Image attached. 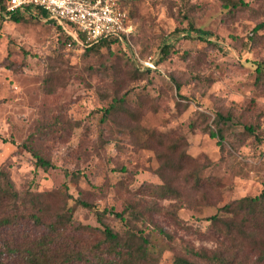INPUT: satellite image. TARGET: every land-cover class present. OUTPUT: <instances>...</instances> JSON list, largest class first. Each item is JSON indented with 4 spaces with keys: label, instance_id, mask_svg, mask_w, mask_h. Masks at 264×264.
Here are the masks:
<instances>
[{
    "label": "rangeland",
    "instance_id": "rangeland-1",
    "mask_svg": "<svg viewBox=\"0 0 264 264\" xmlns=\"http://www.w3.org/2000/svg\"><path fill=\"white\" fill-rule=\"evenodd\" d=\"M225 1L120 0L133 29L129 41L94 53L68 49L59 29L43 18L0 22V169L19 192L43 193L53 211L72 213L68 240L89 244L103 230L77 199L115 211L131 204L136 217L107 214L104 222L119 232L128 223L145 235L159 264L220 242L226 254L240 250L239 262L256 263L250 242L222 240L208 220L223 216L219 208L227 202L259 195L264 184V84L250 64L264 63V30L252 33L264 19V0H233L243 8L229 12ZM191 25L210 36L188 38ZM164 45L171 52L157 64ZM121 97L126 111L119 108L102 123L103 110ZM216 113L231 117L222 125L221 144L210 137ZM38 129L47 132L40 141ZM31 135L55 168L35 167L20 146ZM173 143L187 159L181 165L171 160L161 171L166 159L158 154ZM193 172L203 186H193ZM164 181L179 198L152 192ZM42 231L30 219L20 228H1L2 259L6 244L34 240ZM18 258L15 264H27Z\"/></svg>",
    "mask_w": 264,
    "mask_h": 264
},
{
    "label": "trees",
    "instance_id": "trees-1",
    "mask_svg": "<svg viewBox=\"0 0 264 264\" xmlns=\"http://www.w3.org/2000/svg\"><path fill=\"white\" fill-rule=\"evenodd\" d=\"M5 1L0 0V9H3ZM225 8L229 12L243 7L236 1L227 0L225 1ZM27 15L30 18L40 19L38 12L31 8H27L22 13H12L8 16V19L13 22H20ZM2 21H4V17L0 13V22ZM260 30H264V19L252 29L253 35H256ZM190 33H194L195 38L201 41H206L207 37L210 36L208 31L194 28L192 25L187 29L185 36L193 38ZM61 41L67 47L68 38L63 35ZM119 43L118 40L113 38L100 39L83 49V51L94 53L103 48L110 50L111 46ZM68 49L73 48L68 47ZM158 51L157 64L168 57L171 48L168 45H164L159 47ZM250 64L256 72L257 83L264 84V63L251 61ZM150 72L149 68H145L143 74L148 75ZM124 104V97L114 98L110 105L103 110L101 122L104 123L106 118L119 108L125 112ZM215 116L217 131L216 133L210 132V137L217 138V144H221L224 140L223 127L231 120V117L221 113H216ZM72 126L76 127L77 123H73ZM244 128L247 134H253L250 126H245ZM38 130H40L37 136L39 140L47 132L41 129ZM20 146L27 150L35 159L36 168H55L48 159L40 154L39 146L34 144L33 135ZM177 146V143H173L167 147V152L158 154L161 160H163L162 157L166 159V161L163 160L162 165L159 167L161 171L169 167L170 163L173 164L175 162L181 165L187 159L185 151L183 149L182 151H177ZM171 160L174 162H171ZM65 174H68L67 171H65ZM70 174L73 175V173ZM191 178H193V186L201 187L204 185L198 174L193 172ZM150 189L163 199L179 198L180 196V191L170 182L164 181L161 185L152 186ZM42 197L43 193L19 192L10 180L8 172L0 169V230L5 226H11L13 229L20 228L21 222H27L29 219L37 226L44 228V231L39 236H35L34 240H28L20 244H6L8 253L4 259H2V254H0V264H15L14 259L19 260L18 257L22 258L27 264H159L154 256L156 255L155 250L151 249L149 240L145 235L138 233L128 223L125 224V230L119 232L114 231L104 222L107 214L113 215L115 219L124 220V214L129 211V214H133L136 217V213L132 211L134 207L131 204L125 211H115L112 207L99 209L93 203L77 199L75 203L92 211L97 222L103 226L99 239L92 243L89 241L88 244L80 240H68L65 237L66 226L71 222L72 213L67 211L59 212V210L53 211L43 202ZM219 211L223 212V216L215 214L208 218L211 225L222 234L219 237L225 241L226 238L224 236L230 240H235L236 238L250 242L257 254L255 264H264V184L259 195L254 197L243 196L232 200L221 206ZM175 220L178 226L183 229L186 228L176 217ZM158 233L162 237L170 239V236L162 229H159ZM222 246H224V242H220L219 247L216 246L210 250L190 248L188 249L189 257L174 256L172 264H243L242 261H238L237 253H240L239 249L235 250L236 254H226L221 249Z\"/></svg>",
    "mask_w": 264,
    "mask_h": 264
},
{
    "label": "built area",
    "instance_id": "built-area-1",
    "mask_svg": "<svg viewBox=\"0 0 264 264\" xmlns=\"http://www.w3.org/2000/svg\"><path fill=\"white\" fill-rule=\"evenodd\" d=\"M27 8L38 12L68 38L67 47L83 50L100 39L113 38L126 45L132 34L128 13L120 0H6L4 18ZM146 67L153 68L148 61Z\"/></svg>",
    "mask_w": 264,
    "mask_h": 264
}]
</instances>
